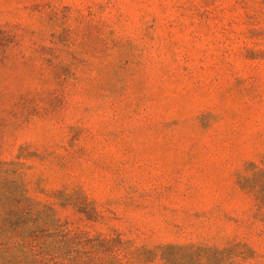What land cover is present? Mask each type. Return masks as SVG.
<instances>
[{"label":"rangeland","instance_id":"1","mask_svg":"<svg viewBox=\"0 0 264 264\" xmlns=\"http://www.w3.org/2000/svg\"><path fill=\"white\" fill-rule=\"evenodd\" d=\"M9 161L29 197H87L101 220L56 206L74 230L264 264V205L241 185L264 169V0H0Z\"/></svg>","mask_w":264,"mask_h":264},{"label":"trees","instance_id":"2","mask_svg":"<svg viewBox=\"0 0 264 264\" xmlns=\"http://www.w3.org/2000/svg\"><path fill=\"white\" fill-rule=\"evenodd\" d=\"M248 167L251 173L241 176V185L254 194L259 207L264 205V169L254 163ZM54 198L58 203L28 196L24 163L0 164V264H223L226 259V247L148 246L115 229L109 234L74 230L58 218L57 205L91 221L101 220V215L80 191L60 190ZM240 247L233 245L235 250Z\"/></svg>","mask_w":264,"mask_h":264}]
</instances>
